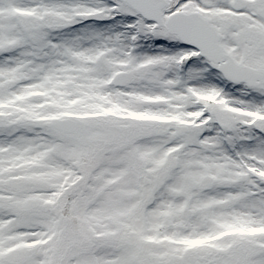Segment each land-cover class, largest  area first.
Segmentation results:
<instances>
[{
  "label": "snow or ice",
  "instance_id": "snow-or-ice-1",
  "mask_svg": "<svg viewBox=\"0 0 264 264\" xmlns=\"http://www.w3.org/2000/svg\"><path fill=\"white\" fill-rule=\"evenodd\" d=\"M0 264H264V0H0Z\"/></svg>",
  "mask_w": 264,
  "mask_h": 264
}]
</instances>
